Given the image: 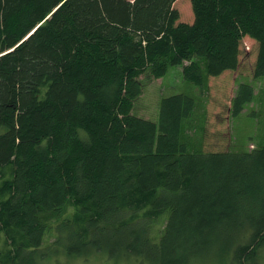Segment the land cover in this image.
Instances as JSON below:
<instances>
[{"label": "trees", "instance_id": "16d2710c", "mask_svg": "<svg viewBox=\"0 0 264 264\" xmlns=\"http://www.w3.org/2000/svg\"><path fill=\"white\" fill-rule=\"evenodd\" d=\"M190 1L192 21L176 0H0V264L257 263L264 141L205 150L186 128L244 36L264 77V0ZM175 65L200 93L136 113L141 77ZM254 95L240 82L229 116Z\"/></svg>", "mask_w": 264, "mask_h": 264}, {"label": "rangeland", "instance_id": "374dc122", "mask_svg": "<svg viewBox=\"0 0 264 264\" xmlns=\"http://www.w3.org/2000/svg\"><path fill=\"white\" fill-rule=\"evenodd\" d=\"M176 7L182 20L191 21L193 12L190 0H177ZM240 46L238 68L207 79L205 91L199 96L196 114L186 128L190 135L195 134L193 139L201 141L205 150L244 151L264 141V77H253L257 43L249 36H244ZM141 79L144 82V90L135 102L134 111L152 120L158 118L162 97L178 92L200 93L198 88L184 80L179 65L171 66L162 77L142 76ZM240 82L251 83L255 95L251 102L245 104L242 112L230 117V102ZM164 217L158 218L154 223V233H159L164 226L166 220ZM201 261L204 260H199L195 264H212ZM67 264L145 263H141L138 256L120 260L118 256L98 253L89 257L72 258ZM256 264H264V248L260 251Z\"/></svg>", "mask_w": 264, "mask_h": 264}, {"label": "crops", "instance_id": "0c3cea01", "mask_svg": "<svg viewBox=\"0 0 264 264\" xmlns=\"http://www.w3.org/2000/svg\"><path fill=\"white\" fill-rule=\"evenodd\" d=\"M176 1H177V0H176ZM175 5H176V2H175ZM192 19H193V17H192ZM192 19H191V21H192ZM180 20H182V19H181V16H180ZM182 21H184V20H182ZM227 71H231V70H226V71H224V72H227ZM224 72H223V73H224ZM223 73H221V74H223ZM221 74H220V75H221ZM218 76H219V75H218Z\"/></svg>", "mask_w": 264, "mask_h": 264}]
</instances>
